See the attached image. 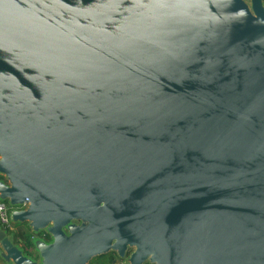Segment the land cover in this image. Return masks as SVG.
<instances>
[{"label": "water", "instance_id": "95a60500", "mask_svg": "<svg viewBox=\"0 0 264 264\" xmlns=\"http://www.w3.org/2000/svg\"><path fill=\"white\" fill-rule=\"evenodd\" d=\"M0 202L4 264H264L260 1L0 0Z\"/></svg>", "mask_w": 264, "mask_h": 264}, {"label": "flooded vegetation", "instance_id": "af4514ba", "mask_svg": "<svg viewBox=\"0 0 264 264\" xmlns=\"http://www.w3.org/2000/svg\"><path fill=\"white\" fill-rule=\"evenodd\" d=\"M249 6L252 5L253 0H244ZM256 2L260 1L261 5L264 7V0H255ZM89 202V201H88ZM81 221H83L82 219L80 220H75L73 222V224L75 225H80ZM96 223V220L95 222ZM15 232L10 235L14 237V242L16 244H18L20 247L23 248L24 246V242L22 240H20V238L24 237L26 233H29V235L32 238V234L31 232L28 230V228L26 227V225H15ZM22 236V237H21ZM41 237L45 238V240L47 242L50 241V238L46 237L45 234H41ZM115 238V237H114ZM112 238V245H116L117 248H122L125 246L126 241L125 239L123 240H118V239H114ZM146 247H149L151 245H147L145 244ZM24 249V248H23ZM25 254L30 257L33 258L35 260H37L36 254L33 252L32 247L30 249H24ZM135 252V246H131V245H126L124 251H123V255L119 256V254L116 251H109L104 255H100L97 257L92 258L88 264H155V263H151L148 260H144L142 262H137V261H133L131 259L132 254Z\"/></svg>", "mask_w": 264, "mask_h": 264}, {"label": "built area", "instance_id": "2783aa9c", "mask_svg": "<svg viewBox=\"0 0 264 264\" xmlns=\"http://www.w3.org/2000/svg\"><path fill=\"white\" fill-rule=\"evenodd\" d=\"M13 209L7 202H0V227L7 233L12 235L15 232L14 224L11 220Z\"/></svg>", "mask_w": 264, "mask_h": 264}, {"label": "trees", "instance_id": "16d2710c", "mask_svg": "<svg viewBox=\"0 0 264 264\" xmlns=\"http://www.w3.org/2000/svg\"><path fill=\"white\" fill-rule=\"evenodd\" d=\"M20 240L24 242V246H23L24 249L28 250L31 248V244H30L31 236L29 235V233H26L24 237L20 238Z\"/></svg>", "mask_w": 264, "mask_h": 264}, {"label": "crops", "instance_id": "0c3cea01", "mask_svg": "<svg viewBox=\"0 0 264 264\" xmlns=\"http://www.w3.org/2000/svg\"><path fill=\"white\" fill-rule=\"evenodd\" d=\"M0 263H1V264H4V263L2 262V260H1V259H0Z\"/></svg>", "mask_w": 264, "mask_h": 264}, {"label": "rangeland", "instance_id": "374dc122", "mask_svg": "<svg viewBox=\"0 0 264 264\" xmlns=\"http://www.w3.org/2000/svg\"><path fill=\"white\" fill-rule=\"evenodd\" d=\"M1 264V263H0Z\"/></svg>", "mask_w": 264, "mask_h": 264}]
</instances>
